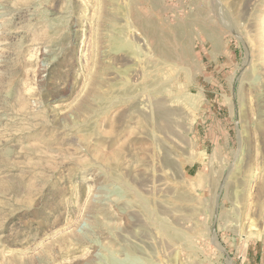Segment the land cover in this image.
Returning <instances> with one entry per match:
<instances>
[{
    "label": "rangeland",
    "instance_id": "1",
    "mask_svg": "<svg viewBox=\"0 0 264 264\" xmlns=\"http://www.w3.org/2000/svg\"><path fill=\"white\" fill-rule=\"evenodd\" d=\"M0 264H264V0H0Z\"/></svg>",
    "mask_w": 264,
    "mask_h": 264
}]
</instances>
